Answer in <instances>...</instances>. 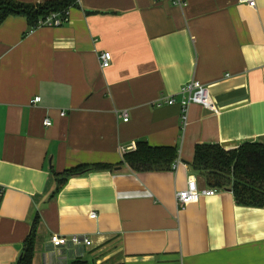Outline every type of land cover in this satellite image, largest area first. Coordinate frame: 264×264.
Here are the masks:
<instances>
[{"label": "crops", "instance_id": "0c3cea01", "mask_svg": "<svg viewBox=\"0 0 264 264\" xmlns=\"http://www.w3.org/2000/svg\"><path fill=\"white\" fill-rule=\"evenodd\" d=\"M185 1L77 0L59 28L0 24V264H17L37 216L33 264H264V208L239 206L229 191L176 202L190 176L209 189L191 168L197 144L264 143V0ZM192 80L217 111L191 105L182 130L179 92ZM171 97L175 105H158ZM141 140L178 148V169L120 166L122 149ZM94 164L115 169L72 177L54 194L53 172ZM54 235L92 246L55 258Z\"/></svg>", "mask_w": 264, "mask_h": 264}, {"label": "trees", "instance_id": "16d2710c", "mask_svg": "<svg viewBox=\"0 0 264 264\" xmlns=\"http://www.w3.org/2000/svg\"><path fill=\"white\" fill-rule=\"evenodd\" d=\"M77 5V0H53L41 4H24L15 0H0V24L9 17H24L30 30H38L39 22L51 14L65 16ZM176 147H152L147 141L136 143V149L122 157L120 166L134 174L162 173L173 171L174 163L179 160ZM194 174L201 176L209 189L229 191L234 195L236 204L248 208H264V143L248 142L235 150H225L218 144H197L191 164ZM110 164L81 165L64 171L53 172L57 194L67 181L75 176L94 171L114 170ZM40 217L32 224L17 264H33ZM68 264H90L78 258Z\"/></svg>", "mask_w": 264, "mask_h": 264}, {"label": "built area", "instance_id": "2783aa9c", "mask_svg": "<svg viewBox=\"0 0 264 264\" xmlns=\"http://www.w3.org/2000/svg\"><path fill=\"white\" fill-rule=\"evenodd\" d=\"M172 4L177 7L184 8L187 6L185 0H170ZM242 4H246L251 8H256V0H240ZM69 12L65 16H60L57 13L51 14L46 19L39 22L38 28H59L69 22ZM112 54L110 52H103L99 56V60L103 69H108L112 65ZM180 100L179 105L181 107V125L182 130H185L189 122V110L191 105L197 104L204 108L216 112V107L213 103L210 89L203 83L197 80H192L185 84L179 92ZM40 97H36L33 100V104L40 102ZM177 103L174 97L161 100L158 105L172 106ZM121 118H127L129 113L122 111L119 113ZM53 123L50 119L44 121L45 127H51ZM136 145L132 146L131 150H135ZM126 150L122 149V155L126 154ZM180 165V161L177 160L173 165V171H176ZM219 191L215 189L200 190L198 187V181L195 176L188 178V184L185 190L178 192L176 195L177 206L184 209L191 204L199 202L202 196H214ZM4 194V190L0 189V197ZM91 218H97L96 213L91 214ZM92 246V241L89 238L81 236L64 237L54 235L50 239V252L56 258L63 253L64 250L78 249V248H89ZM79 256L78 258H80Z\"/></svg>", "mask_w": 264, "mask_h": 264}, {"label": "water", "instance_id": "95a60500", "mask_svg": "<svg viewBox=\"0 0 264 264\" xmlns=\"http://www.w3.org/2000/svg\"><path fill=\"white\" fill-rule=\"evenodd\" d=\"M118 170L120 169V168H117Z\"/></svg>", "mask_w": 264, "mask_h": 264}, {"label": "rangeland", "instance_id": "374dc122", "mask_svg": "<svg viewBox=\"0 0 264 264\" xmlns=\"http://www.w3.org/2000/svg\"><path fill=\"white\" fill-rule=\"evenodd\" d=\"M89 260V259H88ZM91 261V260H90Z\"/></svg>", "mask_w": 264, "mask_h": 264}]
</instances>
